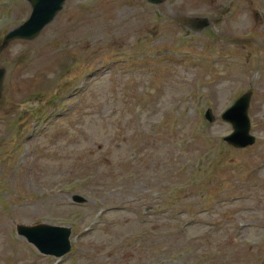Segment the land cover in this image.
Returning a JSON list of instances; mask_svg holds the SVG:
<instances>
[{
	"label": "rangeland",
	"instance_id": "1",
	"mask_svg": "<svg viewBox=\"0 0 264 264\" xmlns=\"http://www.w3.org/2000/svg\"><path fill=\"white\" fill-rule=\"evenodd\" d=\"M31 9L0 0V46ZM0 66V264H264V0H66ZM250 89L237 148L221 114ZM42 221L68 254L16 232Z\"/></svg>",
	"mask_w": 264,
	"mask_h": 264
},
{
	"label": "water",
	"instance_id": "2",
	"mask_svg": "<svg viewBox=\"0 0 264 264\" xmlns=\"http://www.w3.org/2000/svg\"><path fill=\"white\" fill-rule=\"evenodd\" d=\"M33 5V12L30 18L11 30L4 39L3 46L15 37L32 38L36 36L40 30L50 22L58 10L63 6L65 0H30ZM152 2L161 3L164 0H150ZM190 23L197 29L203 28L209 23L207 17H191ZM2 46V47H3ZM5 69L0 68V97L3 90V78ZM250 93L243 95L237 103L229 108L223 117L231 121L235 131L226 137V139L236 146H244L255 141V136L250 134L251 122L248 115L250 102ZM207 117L212 120L214 115L211 109L207 111ZM75 200L84 201L81 195H75ZM20 231L25 233L31 241H33L41 251L45 253H53L61 255L71 248L69 242L70 228L58 226H39L20 227ZM177 264V263H166Z\"/></svg>",
	"mask_w": 264,
	"mask_h": 264
},
{
	"label": "trees",
	"instance_id": "3",
	"mask_svg": "<svg viewBox=\"0 0 264 264\" xmlns=\"http://www.w3.org/2000/svg\"><path fill=\"white\" fill-rule=\"evenodd\" d=\"M109 164L108 163H105L104 166H108Z\"/></svg>",
	"mask_w": 264,
	"mask_h": 264
}]
</instances>
